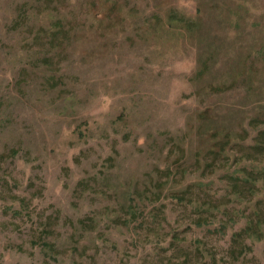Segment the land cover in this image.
Returning a JSON list of instances; mask_svg holds the SVG:
<instances>
[{
    "label": "rangeland",
    "instance_id": "1",
    "mask_svg": "<svg viewBox=\"0 0 264 264\" xmlns=\"http://www.w3.org/2000/svg\"><path fill=\"white\" fill-rule=\"evenodd\" d=\"M0 264H264V0H0Z\"/></svg>",
    "mask_w": 264,
    "mask_h": 264
}]
</instances>
